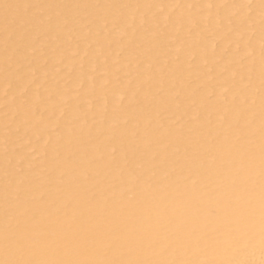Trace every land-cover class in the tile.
Returning a JSON list of instances; mask_svg holds the SVG:
<instances>
[{
  "label": "bare ground",
  "instance_id": "obj_1",
  "mask_svg": "<svg viewBox=\"0 0 264 264\" xmlns=\"http://www.w3.org/2000/svg\"><path fill=\"white\" fill-rule=\"evenodd\" d=\"M227 1L0 0V264H264V0Z\"/></svg>",
  "mask_w": 264,
  "mask_h": 264
},
{
  "label": "rangeland",
  "instance_id": "obj_2",
  "mask_svg": "<svg viewBox=\"0 0 264 264\" xmlns=\"http://www.w3.org/2000/svg\"><path fill=\"white\" fill-rule=\"evenodd\" d=\"M229 2V4H233V2H234V4L237 2V0H228L227 2H226V4ZM232 2V3H231ZM250 4H252V5H250ZM254 6V0H252V1H250L249 3H248V10L251 12V10H252V7ZM206 23V22H205ZM203 24H204V22H203ZM206 25H207V23H206ZM205 30H208L209 31V28L208 29H205ZM251 31V32H250ZM250 32V33H249ZM247 35L248 36H253L254 34H256L257 33V30L256 29H253V30H247ZM250 35H249V34ZM188 34V33H187ZM190 35L191 34H189V35H186L187 37H190ZM207 35L208 36H210L211 34H208L207 33ZM206 35V36H207ZM207 36V37H208ZM209 38H211V36L209 37ZM217 42H219V40L218 41H215V44L217 43ZM232 45H228V48H226L225 50V53L226 54H228V55H230L231 54V52L232 53H234V51L235 50H237V48H235V50L234 51H231V49H234V45H233V43H231ZM220 45H221V43H220ZM217 46H219V43L217 44ZM233 47V48H232ZM238 47H239V45H238ZM237 52V51H236ZM191 67H192V69H193V64L191 65ZM194 82V81H193ZM26 90H28V89H26ZM26 90H24L23 92H22V96H23V99L25 100L26 99V96H27V94L29 93V90L28 91H26ZM10 92H11V89L10 88H7V90H6V92H5V94H4V98H2V100L0 99V114L2 115V116H6L7 114H8V111H7V109L8 108H6L7 107V104H6V100H5V98H6V96H8L9 94H10ZM7 93H9V94H7ZM5 102V103H4ZM2 105V106H1ZM6 110V111H5ZM6 113H5V112ZM166 118V117H165ZM20 134V135H19ZM18 135V136H17ZM16 136L18 137V138H16L18 141H21V139L23 138V135L20 133V131H18L17 133H16ZM31 150V151H30ZM30 151V152H29ZM28 154H29V156H31L33 159H35V160H37L39 157H40V155L39 154H37V151L34 149V148H30L29 150H28Z\"/></svg>",
  "mask_w": 264,
  "mask_h": 264
}]
</instances>
